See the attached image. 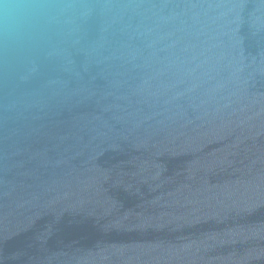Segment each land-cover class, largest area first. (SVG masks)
<instances>
[{"label": "water", "instance_id": "obj_1", "mask_svg": "<svg viewBox=\"0 0 264 264\" xmlns=\"http://www.w3.org/2000/svg\"><path fill=\"white\" fill-rule=\"evenodd\" d=\"M0 264H264V0H0Z\"/></svg>", "mask_w": 264, "mask_h": 264}]
</instances>
